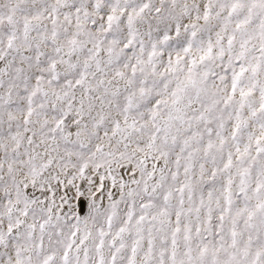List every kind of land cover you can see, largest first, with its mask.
Listing matches in <instances>:
<instances>
[{
	"label": "snow or ice",
	"instance_id": "1",
	"mask_svg": "<svg viewBox=\"0 0 264 264\" xmlns=\"http://www.w3.org/2000/svg\"><path fill=\"white\" fill-rule=\"evenodd\" d=\"M0 264H264V0H0Z\"/></svg>",
	"mask_w": 264,
	"mask_h": 264
}]
</instances>
